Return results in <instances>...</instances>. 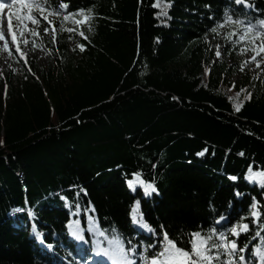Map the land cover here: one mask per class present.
I'll use <instances>...</instances> for the list:
<instances>
[{
  "label": "trees",
  "instance_id": "16d2710c",
  "mask_svg": "<svg viewBox=\"0 0 264 264\" xmlns=\"http://www.w3.org/2000/svg\"><path fill=\"white\" fill-rule=\"evenodd\" d=\"M67 2L68 11L85 10L68 20L72 27L50 15L62 10L60 0H49L44 15L56 41L51 27L43 31L47 22L31 35L47 63L26 56L21 74L8 71L1 82L0 264H84L93 232L135 246L131 258L140 264L139 253L161 237L134 227L137 201L145 222L172 238L183 234V246L188 233L215 227L257 264L253 249H264V227L251 222L249 206L253 198L264 206V188L245 177L250 165L264 171V82L230 83L207 38L226 10L253 24L264 20V0H248L250 8L159 0L170 5L167 15H158V0ZM62 21L73 31L61 30ZM136 172L157 190L132 191L127 181ZM241 217L249 231L232 237L227 229ZM71 221L85 237L83 253L69 236Z\"/></svg>",
  "mask_w": 264,
  "mask_h": 264
},
{
  "label": "snow or ice",
  "instance_id": "6c2138e0",
  "mask_svg": "<svg viewBox=\"0 0 264 264\" xmlns=\"http://www.w3.org/2000/svg\"><path fill=\"white\" fill-rule=\"evenodd\" d=\"M234 2L238 5L243 4L245 7H251L248 0H234ZM153 6L161 8L158 15H167L165 9L170 7V5H162L159 0ZM48 7L49 0H10V2H7V0H0V12L7 10V36L11 38V43L15 46L16 53L22 58L26 57L27 53L23 52L20 48L17 30L20 31L21 36H23L25 31H28L32 36L40 35L36 29L28 28V23L36 25L38 28L42 22H47L43 27V31L47 34L51 27L53 42L56 41V27L52 20L49 19V15H44V12ZM58 7L62 11H52L50 15H62L63 21H68L70 18L85 13L84 9L68 11L70 5L67 0H60ZM14 18L17 22L15 25L13 24ZM90 19V16H84L85 22L90 21ZM63 21L61 22V30L72 32L73 29L63 28ZM74 23L80 24L82 21L74 20ZM226 24L235 25L243 30L242 34L234 31L230 36H237L239 41H248L251 47H245L242 51H251L253 55L250 58V61L247 62H255L256 67L259 68L261 61L258 60L257 57L264 54V20H259L256 24H253L246 19H241L230 14V12L226 10L223 19L220 20L211 31L217 33L218 29L224 27ZM79 35L87 39L83 31H81ZM0 40L4 41L3 50L7 51L9 55H12V51L9 48L8 40L3 30L2 17H0ZM257 40L260 41L259 45L256 44ZM24 43H27V41L25 40ZM33 47H35V44H33ZM84 47L83 44L79 45L81 51H84ZM216 55L218 57L221 55L219 46H217ZM0 75H2V73H0ZM5 88H7V85ZM241 91H243V89ZM251 95L252 94L249 93L245 99H251ZM237 96H239V93H237ZM229 99L231 100L232 98L229 97ZM240 106V104L235 105V109L239 111ZM2 143L3 142L0 141V144ZM197 155H203V152L198 153ZM240 155H243V153ZM153 167H155V165H153ZM133 177L134 179L127 181L128 186L132 191H136L137 184L143 188L145 195H150L157 190L153 182L145 181L142 178L141 173H133ZM245 178L250 182L256 181L262 188H264V171H253L252 166L250 165ZM230 179L235 180L237 177H230ZM249 207L251 222L257 224L258 227H264V225L260 224L262 215H264V206H261L260 203L253 198V202ZM138 208L139 201L136 202V205L132 209V223L139 225L150 234L161 237L153 243L148 244L145 251L139 253L140 264H247L245 256L237 255L238 253H243L245 248L240 247L236 239H230L225 231H219L215 227L211 228L206 235L202 234L201 231H193L187 234L188 239L186 244L188 246L185 247L183 246V234H178L177 238H172L168 231L164 229L163 225H161L160 230L153 229L147 222H145L143 216L138 213ZM224 219L226 218L221 216L219 220L216 221V224H219ZM245 219L247 218L241 217L240 221L232 224L231 227L227 229V232L230 233L232 237H239L241 233L248 232L249 224L243 222ZM73 234L75 235L76 233ZM36 235L39 237L40 234L36 233ZM256 235H261V232L257 231ZM80 239H83V237H80ZM128 243L131 245V241ZM108 244V248H101L100 252L97 254H102L107 257L111 261V264H135V261L131 258L132 254L136 252L135 246H129L126 248L124 243L118 237L109 239ZM49 247L51 246L49 245ZM147 249H153L151 255L146 254ZM253 254L254 256L260 257L261 261H264V249L254 248Z\"/></svg>",
  "mask_w": 264,
  "mask_h": 264
},
{
  "label": "rangeland",
  "instance_id": "374dc122",
  "mask_svg": "<svg viewBox=\"0 0 264 264\" xmlns=\"http://www.w3.org/2000/svg\"><path fill=\"white\" fill-rule=\"evenodd\" d=\"M7 2H10V0H7ZM0 17L3 18V30L5 32V36L8 40L9 48L12 51V55H9L7 51L3 50V44L4 41L0 40V94L5 91L1 88V82H4L5 80V74L8 71L13 70L16 74H21L22 71V57L16 53L15 46L11 43V38L7 36V10L4 12H0ZM36 25H33L31 23L27 24V27L30 29H35ZM65 26L72 27L73 21H66ZM236 31L235 28L230 26H224L218 29L217 33H214V35L208 36V41L213 46L215 51V57L214 62L216 64L225 65L229 68L230 73L227 75V80L236 85L237 87H241L244 76H247L249 80L247 81V85H250V80H260L264 82V54H261L257 57L258 60L261 61L260 67L257 68L255 62H247L250 61V58L252 57L253 53L251 51H242L245 47H251V45L248 43L247 40L245 41H239L238 37L236 36V39L240 44L233 39L234 36H230L232 32ZM242 31H238L239 34H242ZM237 32V31H236ZM20 35V31H19ZM21 36V35H20ZM18 37V35H17ZM22 40L19 39L18 41L20 43V48L23 52L27 53V57L31 61H36L39 65H45L47 63V54L45 51L41 49L38 45H35L33 47L32 44V36L28 31H25L22 36ZM27 41V43H24V41ZM260 41L257 40L256 44L259 45ZM71 46H73V43H71ZM217 46H219V51L221 55L218 57L216 55L217 52ZM247 62V63H246ZM240 104L241 100L237 98L235 100V105ZM256 182V181H254ZM137 187L139 185L137 184ZM139 213V212H138ZM223 221H221L219 224H221ZM134 227L143 230L146 233V230L142 229L139 225L133 224ZM69 236L71 237L72 241L75 243L76 250H79L80 253H83L84 247H87L85 243V237L83 235V232L79 226V224L75 221H71L69 225ZM73 233H76L75 235ZM93 241L90 246V249L92 251V255L95 256L94 259H91L90 256V262L88 264H101L103 260L105 259L106 262L109 260L107 257H105L102 254H97L100 252L101 248H108V240L103 235L97 234L93 232ZM80 237H83V239H80ZM259 249V248H257ZM47 251H50L51 249H46ZM254 256V254H253ZM254 260L257 264H264V261H261L260 257L254 256Z\"/></svg>",
  "mask_w": 264,
  "mask_h": 264
}]
</instances>
